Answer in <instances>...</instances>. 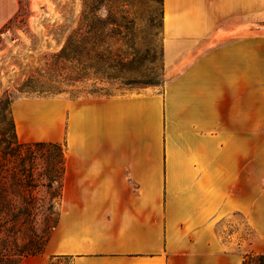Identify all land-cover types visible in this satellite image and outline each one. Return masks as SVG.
Here are the masks:
<instances>
[{"label": "crops", "instance_id": "0c3cea01", "mask_svg": "<svg viewBox=\"0 0 264 264\" xmlns=\"http://www.w3.org/2000/svg\"><path fill=\"white\" fill-rule=\"evenodd\" d=\"M163 4L174 37L163 41L170 78L160 90L63 97L42 120L14 105L19 137L27 127L25 141L63 144L57 228L45 254L17 264L51 254L164 264L165 251L222 249L215 225L240 209L244 149L259 134L261 39H180L185 29L243 27V0Z\"/></svg>", "mask_w": 264, "mask_h": 264}, {"label": "rangeland", "instance_id": "374dc122", "mask_svg": "<svg viewBox=\"0 0 264 264\" xmlns=\"http://www.w3.org/2000/svg\"><path fill=\"white\" fill-rule=\"evenodd\" d=\"M243 8V27L202 26L189 32L185 29L180 38L231 39L243 35L241 39H261V123L258 137L255 133L250 147L247 148L246 144L244 149L236 187V192L240 194L237 198L240 209L216 222V237L222 249L211 252L165 251L164 264H240L243 254L264 252V0H243ZM17 9L16 18H13ZM10 18L7 28L1 29ZM167 19L163 0H21L20 7L16 0H0L2 137L8 139L11 136L10 119L17 103H27L24 112L38 110L42 120L50 108H56L45 104L63 103V97L111 96L145 89L160 90L170 78L163 58V41L173 39L174 33H168L165 27ZM64 39H103L106 44L100 47L108 48L117 57L110 67L103 65L96 73L92 68L86 69L82 75L85 77L79 70L83 65L74 63L73 67V62L69 60L58 67H51L50 55L58 51ZM246 63H250L249 60H245ZM72 78L79 80L73 82ZM34 103L39 105L35 107ZM15 134L18 142H26L23 137L31 135L27 127L20 131V137L16 130ZM58 143L61 148L62 142ZM4 145L3 142L0 147ZM7 150H10L9 147ZM30 156L33 158L34 173L39 179V173L57 160L58 150L50 145L33 146ZM8 157L10 160L13 158ZM45 180V177L39 179L40 182ZM52 188L58 192V182L54 181ZM37 197L47 198L44 194H37ZM53 201L52 218L56 222L49 229L42 250L37 252L40 255L45 254L49 237L59 222V199L54 198ZM184 239L187 243V238ZM17 259L12 257L5 262H16ZM44 264L73 263L71 257L51 254Z\"/></svg>", "mask_w": 264, "mask_h": 264}, {"label": "trees", "instance_id": "16d2710c", "mask_svg": "<svg viewBox=\"0 0 264 264\" xmlns=\"http://www.w3.org/2000/svg\"><path fill=\"white\" fill-rule=\"evenodd\" d=\"M16 1L20 7L21 0ZM18 11L17 9L13 18H16ZM11 19L1 29L7 28ZM102 44H106L103 39H64L58 51L50 55L49 65L58 67L69 60L73 64L83 65L78 68L82 72L81 76L86 69L92 68L95 70L93 73H96L103 65L110 67L117 57L108 48L100 47ZM78 78H72V81L75 82ZM10 130L11 136L8 139L2 137L3 133L0 131V146L5 143L0 147V264H14L23 257L42 250L48 231L56 222L52 218L55 205L53 199L60 198L63 174V145L60 148L59 143L53 141L18 142L15 140L12 118ZM48 145L58 150V158L50 168L39 173L40 178H46V182H40V178L37 175V179L34 173L31 163L33 158L30 155L33 146ZM8 156L13 158L10 160ZM54 181L58 182V192L52 188ZM37 194H44L47 198H38ZM12 257H17V261L5 262ZM251 258L254 260L251 261ZM242 264H264V254L247 252L243 255Z\"/></svg>", "mask_w": 264, "mask_h": 264}]
</instances>
